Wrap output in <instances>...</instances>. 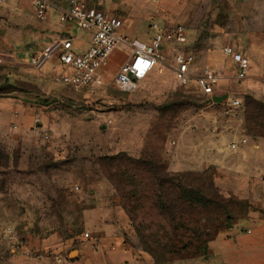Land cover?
Listing matches in <instances>:
<instances>
[{"label":"rangeland","instance_id":"obj_1","mask_svg":"<svg viewBox=\"0 0 264 264\" xmlns=\"http://www.w3.org/2000/svg\"><path fill=\"white\" fill-rule=\"evenodd\" d=\"M119 49L115 60L127 57ZM20 58L13 72L1 70L0 98L33 94L26 106L42 108L52 132L43 138L0 124V264L12 248L5 225L65 260L75 256L81 237L98 241L85 226L94 207L155 264H180L206 255L212 239L262 207L261 174L244 177L246 160L229 141L246 138L262 162L264 69L214 89L238 98L233 107L162 73L134 91L105 84L85 96L67 86L42 94L26 70L29 54Z\"/></svg>","mask_w":264,"mask_h":264},{"label":"crops","instance_id":"obj_2","mask_svg":"<svg viewBox=\"0 0 264 264\" xmlns=\"http://www.w3.org/2000/svg\"><path fill=\"white\" fill-rule=\"evenodd\" d=\"M50 1L52 7L44 20H39L33 15L29 1L6 0L0 3V65L3 66L0 67V72L1 70L13 72L22 54L30 55L31 52L43 49L61 37H71L72 49L75 52L86 48L90 39L89 33L78 29L72 22L59 20L61 10L68 5L67 0ZM103 7L121 19L120 33L142 41L148 40L157 30L170 31L176 25H183L186 28L187 41L164 43L160 49L158 63L140 85L151 76L160 79L161 73L172 76L174 53L179 50L193 54L194 75L205 66H211L220 72L221 79L217 90L226 89L227 80L234 76L233 63L221 52L224 45H230L247 54L249 61L250 57L252 58L253 63L249 66L244 79L256 76L254 72L257 69L261 73L264 69V0H103ZM153 25L155 27L152 28ZM80 32L86 37H77ZM118 50L120 49H115L111 53L107 69L106 67L103 69L107 75L114 73L127 58L121 56L115 60L113 55L115 56ZM20 62L25 66L28 64ZM44 65L39 68L27 66L26 69L42 94H45V89L53 86L66 87L52 80L50 76L51 67L58 68L56 54ZM46 78L51 81L46 82ZM105 84L110 86L107 80L103 85ZM254 88L258 89V86ZM95 89L98 87L75 91L85 96L91 95ZM223 93L226 92L216 94ZM20 97L18 101L12 97L0 98V124L7 123L8 120L17 125L16 130L19 132L27 129L33 135L41 136L34 129L32 118L39 115L46 121L45 111L42 108L28 107V99L33 98V94ZM37 110L39 114L34 113ZM49 128L51 130V125ZM51 132L52 130L50 134ZM231 142H236L233 151L246 160V163L242 160L244 168L248 170L244 177L251 180V176L254 175L255 178L261 174L260 181L264 188V152H261L262 162L257 163L254 159L256 154H260L257 145L246 144L247 139L241 143L231 138L229 143ZM210 153L213 155V150ZM217 156L215 153L214 159H217ZM84 214L86 228L99 236L98 241L93 242L81 237L75 245L76 255L67 258L63 264H155L137 245L124 241V227L117 223L105 222L99 208L86 210ZM249 214L245 223L235 224L212 239L208 243L206 255L186 258L180 264H264V199L262 207L250 211ZM23 238L26 247L33 253H38L40 249L46 247L43 244L32 243L25 234ZM5 245L9 248L7 244ZM9 250L7 252L9 264H51L47 257L25 258L11 248ZM169 264L179 263L174 261Z\"/></svg>","mask_w":264,"mask_h":264},{"label":"built area","instance_id":"obj_3","mask_svg":"<svg viewBox=\"0 0 264 264\" xmlns=\"http://www.w3.org/2000/svg\"><path fill=\"white\" fill-rule=\"evenodd\" d=\"M4 1L6 0H0V3ZM23 1L30 2L33 15L39 20H44L52 7L50 0ZM67 3V7L60 12L59 20L72 22L78 29L88 32L90 37L88 45L84 50L75 52L72 49L71 37H61L43 49L31 52L28 63L39 68L52 55L56 54L58 68L55 69V66H52L50 76L55 81L74 90L93 89L103 85L107 80L109 84L122 91H134L158 63L160 49L164 43L187 41L186 28L183 25H176L166 32L157 30L148 40L142 41L119 32L122 21L103 7V0H67ZM117 48L127 49V58L114 73L107 75L103 69L109 56ZM221 52L233 63V77L236 80L244 79L249 68L248 55L230 45L222 46ZM193 64L192 53L186 50L174 53L172 75L175 82L182 86H194L196 90L207 95L210 99L214 95H219L214 92V89L219 85L220 72L211 66H205L194 75ZM227 100L233 107L240 104L238 98L228 94L225 101ZM32 121L35 130L41 137L48 138L51 131L49 123L43 121L39 115H35ZM16 127L15 123L11 125L13 129ZM245 141L246 139L243 138L240 142ZM230 148L235 149L236 143L231 142ZM83 235L88 237L89 233L84 232ZM3 237L12 246V251L25 258L47 257L51 264H63L65 261L62 255L46 248L40 249L38 253H33L26 247L24 238L11 225L4 226Z\"/></svg>","mask_w":264,"mask_h":264},{"label":"water","instance_id":"obj_4","mask_svg":"<svg viewBox=\"0 0 264 264\" xmlns=\"http://www.w3.org/2000/svg\"><path fill=\"white\" fill-rule=\"evenodd\" d=\"M227 98V94H222V95H214L211 97V100L216 103H221L225 101Z\"/></svg>","mask_w":264,"mask_h":264}]
</instances>
